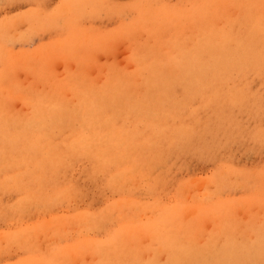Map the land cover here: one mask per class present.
<instances>
[{
	"label": "rangeland",
	"instance_id": "rangeland-1",
	"mask_svg": "<svg viewBox=\"0 0 264 264\" xmlns=\"http://www.w3.org/2000/svg\"><path fill=\"white\" fill-rule=\"evenodd\" d=\"M154 1L155 5H153ZM193 1L195 2V0H0V125L28 121L27 119L30 120L32 112H34L32 110L36 108L38 112L42 111L43 114H39L45 117L55 108V101L59 96H63V99L68 96V98L66 97L67 102L69 101L71 107H74L83 93H86L87 98L90 99L87 106L91 107L95 94L101 90L103 80L114 74L116 69L128 68L125 61L127 62L136 29L139 32L136 40L140 43L139 41L143 42L145 39V45L156 43L159 40L153 38L161 39L159 37H165L169 42L175 33L181 36L185 34V37L188 36L187 38L191 36L192 29H186L188 25H184L183 19H178L177 14H166L164 9L166 11L167 9L168 11L173 10L174 13L175 10L183 7L188 9L189 3H194ZM197 1L194 3V7L199 4L200 7L212 0ZM245 1L252 3V1L258 0ZM259 1L264 3V0ZM233 3L238 4V2ZM245 4L248 5V3ZM211 7V10H215L216 6L211 5ZM219 10L230 11L229 13L233 17L229 16L232 17V20L240 19L232 26L231 34L236 36L235 39L245 40L252 29H247L251 27L249 24H245L248 20L246 21V17L243 20L244 15L241 11L237 14L236 10L238 9L235 6L229 8L226 6L224 10ZM261 10L260 13L264 14V9ZM213 20L216 21L207 23L206 26L216 29L222 24L219 22L221 20ZM179 24L184 26L180 29L181 32L178 29L181 28L178 27ZM136 26L140 28L138 27V29ZM147 27L149 28L147 29ZM124 29L129 31L126 32ZM170 30L172 31L169 32ZM187 33L189 35H186ZM149 34H151L149 38L154 42L148 38ZM187 38L183 40H187ZM177 40L174 42L176 43ZM175 43H171L173 47L170 45L169 49L175 50ZM263 71L259 69L232 70L227 73L228 77H226L227 75L223 76L221 82H218L220 84L216 83L217 96L214 99L209 91L200 97L193 96V99H191L192 95H187L191 96V100L186 99L189 101L188 103L185 99L180 101L185 93L182 87H176L177 90L175 89L173 94L179 98L178 102L183 101L187 104L181 103L184 107L180 105L182 107L178 110L179 112H176L178 117L175 115L173 121H167L169 130H171L168 131L171 133L168 136L169 138L175 137L173 132L175 133L176 127H184L192 132V135L187 139H180L177 136L174 143L170 141V138L168 142H162V147L160 146L162 140H156L158 147L163 152L158 149L155 153L162 154V156L158 157L153 153L158 158L153 156L152 160L160 158V161H155V165H152V160L149 161V165L152 166L144 169L142 175L126 170L124 177L130 174L128 176L130 179L126 177L127 181L122 180V183L115 178L111 179L112 182H119V187L123 186L122 188H117L118 184L115 186L114 182L111 184L112 182L109 180L113 177L110 173L111 168H116L105 164L97 166L91 155L88 156L87 146H78L77 150H74L75 152L71 151L72 154L67 155L69 154L68 146L62 144L68 143L70 139L71 130L68 128H63L67 131L62 129L59 132H52L55 140L52 139L50 144H58L57 147L61 145L57 150L63 153L61 157L64 161V165L54 174H51V169L49 166L47 168V165L42 169L33 163L29 164L23 155L17 156V161L20 162L22 168L19 165L20 168H11L12 164L5 162L4 158L0 156V168L3 167L0 169V264H136L139 262V264H150L155 260L163 264L166 259L164 254L167 251L166 249L164 251L163 239H167L166 227L168 224H160L159 219L157 221L156 217L152 218L143 210L144 203L155 202V205L158 204L156 209L164 213L165 210L161 208L164 204L167 206L176 202L180 194L179 190L187 188V184L190 185V182L195 181L189 191L194 196L193 198H198L202 192L199 182L212 176L224 177L228 185L235 181L230 187H223L216 192L220 198L227 199L229 202L247 200L253 194L256 197V193L261 191L254 190L256 183L258 187L262 188L264 194ZM176 96L174 99L177 101ZM15 121L18 123H14ZM126 122L131 129L137 126L136 116L129 117ZM119 123L122 122L119 120ZM223 127L225 128L223 129ZM230 131L231 133H229ZM140 133L136 131L133 134L139 135ZM225 133H227L226 136ZM222 135L224 136L222 137ZM143 139H148L146 134H143ZM17 141L12 140L13 147H28L24 142L23 144L21 142L22 145L17 144ZM43 150L41 157L48 158L50 156L49 149L43 148ZM5 152L7 150L0 151L2 154ZM15 155H18L17 151L13 156ZM41 157L34 158L40 159ZM7 170L9 171L7 172ZM118 173L120 172L117 171V174L114 175L117 177L121 175ZM233 173H236V180L233 179L235 176ZM259 173H262V177ZM225 179H220L222 184L225 183ZM126 182L127 187L124 186ZM183 186L184 188L179 189ZM209 188L211 190L212 187ZM195 194L198 195L195 196ZM24 195L27 196L24 197ZM41 199L48 202L44 203ZM118 200L119 202H117ZM250 200L248 199V206L256 207L254 201L253 205L249 204L253 199ZM27 201L28 203H26ZM46 203L49 205L51 203V205ZM128 208H132L129 209L130 212L127 211ZM137 209L139 210L137 211ZM140 210L144 212L141 214ZM252 212L259 216L264 213V210L256 207ZM123 213L124 215H122ZM233 213L236 225L230 230L232 238L240 241L241 236L246 238L249 234L246 239H252L253 237L250 238V236H253V232L249 229L251 221L247 220L245 212L241 208H236ZM143 214L148 215L143 217ZM81 215H83L82 218ZM178 215L182 216L183 214L179 213ZM184 216L180 217L183 219H178L180 222L175 224L174 228L177 229L175 234H172L173 237L178 238V241L179 239L182 241L185 237L183 243H187V241V244L189 241L196 243L193 246L209 241L210 235L206 236L211 231L214 233L216 228L206 221V218L189 219L188 221ZM70 218H73L74 223ZM95 219L97 222L94 221ZM131 219H134L135 222H132ZM122 221L125 223L123 224ZM184 221L186 225L183 223ZM201 221L204 223L203 226L202 224L198 225ZM190 222L193 224V228ZM180 223L181 225H178ZM50 224L53 226L52 228H50ZM131 225L133 226L131 227ZM187 225H189V229ZM91 226L92 228H90ZM200 226L201 229H199ZM73 227L76 228V231ZM70 228L73 230L71 231ZM80 229L81 231L78 232ZM180 229L182 230L178 231ZM191 230L193 235H191ZM180 232L187 236L190 234L191 237L190 235L189 237L178 236V234L181 235ZM202 232H207V234L204 235ZM31 234H33V238L30 237ZM172 235H168V237L172 238ZM139 259L141 260L139 261Z\"/></svg>",
	"mask_w": 264,
	"mask_h": 264
},
{
	"label": "bare ground",
	"instance_id": "bare-ground-1",
	"mask_svg": "<svg viewBox=\"0 0 264 264\" xmlns=\"http://www.w3.org/2000/svg\"><path fill=\"white\" fill-rule=\"evenodd\" d=\"M196 1L197 0H195V2ZM199 1L201 0H198L197 2ZM244 1L245 0H215V1L212 0V1H207L205 4H203L200 7H199L200 4L198 6L195 5L196 7H199V8L194 7L195 2L193 1L194 3H191L193 4V6H191V4L189 3L188 9L186 7H183L181 9H178L177 11L175 10L176 13L175 12L173 13V10L168 11L167 9L168 11L167 12L164 9L166 14H172V15L177 14L178 19L179 18L183 19L184 25H188L186 29H190V28L192 29V31L188 30L192 32L189 38H187L188 36L185 37V34L182 33L184 34L183 35L184 38H187V40L186 39L183 40L184 39L182 38L183 36H181L178 33L173 34L171 38L169 39V42H167L165 37H159L158 35V37L161 39L153 38V36L152 38L154 40L155 39L159 41L161 40L160 42L156 41V43L152 44L153 46L150 45V43L148 45H145L146 43H144V40H145L144 37H143L144 39L143 42L139 41L140 43H138V40L136 39L139 36L138 35L139 32L136 29L137 26L133 27V29L134 28L136 29L135 33L133 34L134 40L131 41L132 47H131V50L128 52L127 62L125 61V63H127L128 68L125 69V67H123L119 70L116 69L114 74H112L111 76L110 75L107 76L103 80L101 90L95 94L91 107L87 106V104H89L90 102V99L87 98L88 95L86 93H83V96L81 97V99H79V101L76 103L74 107H71V104H69V101L67 102L68 96H66L67 98L65 97L67 103L64 101L65 98L63 99V96H59L57 100L55 101V106H54L55 108L51 110L50 114L46 115L45 117H42L39 114V113H42V111L38 112L36 108L35 110L34 109L32 110L35 113L32 112L33 114L30 117V120L27 119L28 121H25L22 123L20 121H19L20 123H18L17 121L14 122L18 124H10V123L9 124L7 123V125L1 124L0 125V146L2 148L0 147V151L4 149V150H7V152L3 154L0 153V156L4 158L5 162L12 164L11 168H20V167L22 168V165L20 166V162L17 161V156L23 155L26 157L25 159L28 161L29 164L33 163L36 166L38 165L39 167H42V169H44L45 165H47V168L49 166L51 169V172H52L51 174H54L55 172H57V170L60 167L64 165V161L61 157L63 156V153L57 150V148L61 145L57 147L58 144H55V143L53 145L50 144V142L55 140L54 134H52V132L53 131L59 132L63 128H68L69 130H71V135L69 136L70 139L68 143L66 142L67 144L65 143V141H64L65 144H62V145L68 146L69 154L67 155H71L72 154L71 151H74L78 146L84 145L85 147L87 146V149L89 152L88 156L91 155V157L94 160V163L97 166H100L101 164H105V165H108L109 167L111 165L116 168V169L111 168L110 170V173H112L111 175H113V177L109 179L110 181L111 179L115 178L116 180H119L122 183V180H126L125 178L130 175V174H127L128 176L124 177L126 170L134 174L142 175L141 173L144 171V169L148 168V166L155 165L156 163L155 161L157 160L160 161L159 160L160 158L157 160H152L153 156L154 157H156V155L158 157L159 155L162 156V154L155 153L158 151V149H160L163 152V150L158 147L156 140H159V141L162 140L161 145H160L162 147V142L166 143L165 141L168 142L170 138H171L170 141L174 143L176 141L177 136L180 139H187L192 135V132H190L188 129L184 127H179V128L176 127L175 133L172 131L175 137L169 138L168 136L169 134H171V133H168V131H171V130H169L167 121H170V120L173 121L175 119L174 116L177 114L176 112L183 106L181 104L183 103V101L180 102L182 99L186 100L187 98L189 99L191 98V96L189 97L187 95H192L191 99H193V96L200 97L204 93H209V91L212 93V96H213L212 98L214 99V97L217 96L216 95L217 90L215 88L216 83L221 82L220 80L223 79V76L227 75V73L231 72L232 70H246V71L252 70V69H255V70L259 69L261 71L264 70V14L260 13V11H262L261 9L262 8L264 9V3L260 2L259 0L252 1V3H249L248 1H245V2ZM156 2H160V1H156ZM233 2H238V4L233 3ZM243 2L244 4L248 3V5L246 4L244 5ZM153 5H155V1ZM211 5L216 6L215 10H211L212 8ZM226 6L228 8L230 6H235L238 9L236 10L238 11L237 14H239L241 11V13L244 15V16L241 15L243 16V20H245V17H246V21L247 20L249 22L251 21L250 23H247L248 21L247 22L245 21L246 22L245 24L247 25L249 24V26L251 27L247 29H252V32H250L251 35L247 34V38L245 40L235 39L236 36H233L231 34L232 26L240 19L235 17L238 20L237 21H235V19L232 20L231 18L233 16L229 13L230 11L228 10L229 12H226V10H224V7ZM219 9L224 10V12L220 11ZM229 15H231L232 17ZM248 17L250 18L248 19ZM136 19L137 20L139 19L138 16L136 17ZM213 19L221 20L219 22L222 23L216 29L211 28L210 26H206L207 23H213L214 21H216ZM192 22L194 23L193 24L194 26L191 24ZM179 26L180 24L178 25V27ZM149 27H147V29ZM180 27L181 28H178V29L181 32L180 29H182V27L184 26L182 25ZM158 31L161 32L160 30ZM171 31L172 30H170L169 32ZM127 35H129V33H127ZM150 35L151 34L148 35V38ZM186 35H189V34L187 33ZM178 38L179 40H177ZM162 39H164L165 42H163L164 40L162 41ZM150 40L152 41V39ZM175 40H177L176 43L174 42ZM171 43L176 44L175 50L169 49ZM226 77H228V75ZM178 86L179 88L182 87L185 93L182 95L181 90L179 91L181 92V95L184 96V97L181 96L182 98H180L179 102H178L179 98L173 94L174 93L173 91ZM173 95L176 96L177 101L174 99L175 97ZM185 96L187 97L185 98ZM69 100H71V97H69ZM186 102L188 103L189 101L186 100ZM187 103H183V104L186 105ZM84 105H86L85 108H82V106L84 107ZM52 107H53V104H52ZM241 108H238V109L240 110ZM131 116H136V119H137V126H134L135 127L134 129L129 128L128 126L129 124L127 125V122H126ZM176 117L178 116L176 115ZM132 119H135V118L132 117ZM119 120L122 123L118 124ZM224 128L225 127H223V129ZM63 130H66V129H63ZM136 131L141 132V133L139 135H134L133 133ZM216 132L218 133V131ZM229 133H231V131ZM143 134H146V136L148 137L147 140L143 139ZM226 134L227 133H225V136ZM223 136L224 135H222V137ZM12 140H18L17 144H21V142L23 144L24 142L27 144L29 148L26 146H21L22 144L20 145L21 147H18V146L13 147ZM43 148L49 149L48 152L50 151V156L48 158L41 157L44 151ZM16 151L18 152V155L13 156ZM79 152H81V150ZM153 153H155L156 155ZM34 157H41V158L38 159ZM149 158L151 159L149 160ZM151 160L153 161L152 162L153 164L149 165V161ZM18 165L20 167H18ZM1 168L3 169V167ZM8 171L9 170H7V172ZM117 171L120 172L118 174H121L118 177L114 175V174H117ZM259 174L261 175L262 173H259ZM226 175H227V172H226ZM234 175L235 176L233 177V179L236 178V173ZM135 176L137 178V175ZM221 177L222 176H218V177L212 176L211 178H208L206 180L199 182L202 192L199 194L200 196L198 198H193L194 196H192V194L189 191V188L192 186V184L195 183V181L190 182V185L187 184L188 185L186 186L187 188H184V186L179 187V189H182V188L184 189H182L181 191L179 190L178 193L180 194L178 195L176 202H174L171 205H167V206L164 204L163 207L161 208L162 210H165L164 213L166 214L161 213L160 212L161 210L158 211L156 209V206L158 204L155 205V202L151 204L144 203L145 205H142L143 210L146 211L150 216H152V218L156 217L157 221L158 219L160 220L158 221L160 224L162 223L168 224L166 227L167 239H163L164 237L162 236L163 237L162 239L164 240V245H165L164 251L166 249L167 250L166 253H168L166 254L164 252L166 254V255L164 254L166 259L163 264H264V213H262L259 216H256V213L252 212L256 207L264 210V194L262 192V188L258 187L257 183H256L257 185L254 184V190L256 191L261 190V191L256 193L257 194L256 197L253 196L254 194L250 196L249 198L247 197L248 199H251V200L253 199L252 201L250 200L251 202H249V204L250 203L252 204L253 201L256 202V205H255L256 207H249L247 204L248 199L247 200L245 199L243 201H238V202H235L232 200V202H229L227 199L220 198L218 194H216V192L217 190L223 187H226V186L230 187L231 185L235 183V181H233L234 183H232L231 185H228L226 184V179L222 177L223 179H225L224 180L225 183L223 182L222 184L221 180L223 179ZM260 177H262V175ZM132 181H133V178H132ZM258 181H259V177H258ZM113 182L111 184H113ZM116 182H114L115 186L116 184H118L117 188H120L121 187V186L119 187L120 183L119 182L116 183ZM126 185H127V182L124 186ZM210 186L213 189L211 188L210 190L209 188ZM197 195L198 194H195V196ZM26 196L27 195H24V197ZM43 199L41 200L42 202L45 203L46 200L43 201ZM122 199L123 198H121V200ZM126 199L127 198H125V200ZM117 202H119V200ZM26 203H28V201ZM47 205H49V203ZM160 205L162 206V204ZM236 208H241L242 211H244L245 214L247 215V220H250L252 222V223L250 222L249 229H251V231L253 232L252 234L253 236H250V238L251 237L253 238L250 240L246 239L249 234L247 235L246 238L244 236H241L240 241H236L235 239H233L230 234V230H232V228L236 225L234 222L236 219L234 218V213H233V211ZM129 209L130 208H128L127 211L130 212L132 208L130 210ZM159 209H160V206H159ZM138 210L139 209H137V211ZM142 212L140 210L141 214ZM179 213H182L183 214L182 216L185 215L186 217L185 216L184 217L187 218L188 221L189 219L197 220L199 218L200 219L206 218V221L211 223V225H213L216 228V230H214V233L211 231L206 236L208 237L210 235L211 238L208 237L209 241H205L202 244L193 246V244H196V243H190V241H189V244H187L188 241L187 243H183V239L185 238L183 236L189 237L190 234L187 236V235H183L180 232L181 235L178 234V236L183 237L182 241L181 239H179L178 241L177 240L178 238H175V236L173 237V235L175 234L174 232L177 229V228H174L175 224L179 223L180 220L183 219V218L180 219V217L182 216H179L178 215ZM118 214L120 215V213ZM148 214H145V215H148ZM122 215H124V213ZM145 215L143 214V217H145ZM82 216L83 215H81L80 217L82 218ZM139 216L140 215L138 213V217ZM130 218L132 217L130 216ZM145 219L144 221H146ZM105 220L107 222V219ZM131 220L132 222L134 221V219H131ZM150 220L153 221L154 219L153 220L150 219ZM94 221H96V219ZM71 222H73V220ZM101 222L104 223L103 220H101ZM141 222H143V220ZM201 222L200 224L198 223V225L202 224L203 226L204 223L203 222L201 223ZM75 223L77 224L78 222H75ZM122 223L124 224L125 222L122 221ZM183 223H185V221ZM134 225L136 224L134 223ZM178 225H181V223ZM132 226L133 225H131V227ZM187 226H188L187 228L189 229V225ZM52 227L53 226H51L50 228ZM67 228H68V225H67ZM74 228L75 227H73V229ZM90 228H92V226ZM192 228H193V224H192ZM194 229H195V226H194ZM199 229H201V226ZM47 230H49L48 227H47ZM160 230L163 231V229L161 228ZM181 230L182 229L178 231H181ZM75 231H76V228H75ZM79 231H81V229L78 230V232ZM196 231L194 232L196 233ZM192 232L193 231L191 230V235L194 234ZM154 234H156V232H154ZM205 234H207V232L204 233V235ZM32 235L33 234H31L30 237ZM168 235H172V238H169ZM200 235H201V232H200ZM174 238L176 239V241L174 240ZM197 239H198V235H197ZM193 240L195 239L193 238ZM140 260L141 259H139V261ZM148 262L150 261L148 260ZM139 263H136V264H139ZM150 264H160V263L157 262V260H155V261H151Z\"/></svg>",
	"mask_w": 264,
	"mask_h": 264
}]
</instances>
